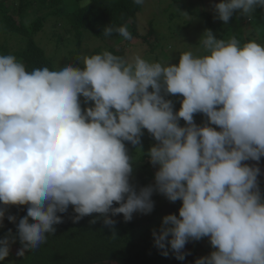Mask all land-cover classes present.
<instances>
[{
  "label": "clouds",
  "instance_id": "obj_1",
  "mask_svg": "<svg viewBox=\"0 0 264 264\" xmlns=\"http://www.w3.org/2000/svg\"><path fill=\"white\" fill-rule=\"evenodd\" d=\"M257 6L264 0H220L213 7L227 24L235 10L248 14ZM116 31L131 39L126 26ZM202 36L205 54L184 51L178 64L104 51L85 56L83 67L29 72L14 55H0V227L6 216L17 221L7 206H28L16 233L0 238V261L17 239L19 257L39 247L69 205L78 214L74 223L99 213L112 226L117 214L130 221L133 213H151L158 192L182 201L178 216L165 215L153 229L162 255L171 250L183 261L188 241L209 237L215 250L194 264H264L261 168L242 163L264 156V45L241 46L211 29ZM168 94L183 97L178 111ZM81 96L94 103L82 109ZM195 113L207 122L198 125ZM142 129L158 142L147 155L159 167L155 183L137 191L124 141L140 145Z\"/></svg>",
  "mask_w": 264,
  "mask_h": 264
},
{
  "label": "rangeland",
  "instance_id": "obj_2",
  "mask_svg": "<svg viewBox=\"0 0 264 264\" xmlns=\"http://www.w3.org/2000/svg\"><path fill=\"white\" fill-rule=\"evenodd\" d=\"M89 1L78 0L80 5H85ZM219 2L220 0H142L141 9L137 13L136 28L139 34L147 35L148 38L137 36L138 34L132 36L131 39L125 37L102 38L96 36L89 29H85L82 42L79 43L73 34L71 19L69 18L70 13L78 4L77 1L64 2L62 4L64 7L54 14L53 8L45 0H0V43L7 44L10 52L25 44L21 35L16 34L17 29L12 33L5 31L6 24L2 18H4L3 10H6L16 23L21 24V27H25V29L36 23L39 18L41 19L40 31L34 33L33 39L45 50L46 56L52 60L55 70L66 64L73 66L83 64L84 57L90 56L94 50L106 51L114 45L120 46L127 61H131L134 56L140 55L149 63L178 64L180 53L184 51H191L194 56L205 54L202 35L206 29H211L218 39L225 41L235 37L241 46L249 41H256L264 45V7H261L263 8L262 11L257 9L248 14H242L241 10H235L233 16L225 24L216 17L213 7ZM180 3L184 9H179ZM172 12L176 15L172 16ZM205 13L211 16L213 24L219 23L223 27L228 26L230 30L227 33L220 32L218 28L209 24ZM169 24L173 27L174 32L171 31ZM150 29H152L151 33L149 32ZM166 97L173 101L174 112L178 111L183 97L179 94H168ZM207 119L203 113L194 114V121L199 120L202 125L207 122ZM185 123L182 118L179 120L181 126H184ZM212 126L219 130L218 126ZM138 150L143 149L139 148ZM145 151L148 152V149L145 148ZM242 163L261 168L258 181L262 192H264V156L259 162L248 160ZM136 166L137 163L133 162L134 169L137 168ZM156 170L157 168L154 169L152 177H149L148 185L155 183ZM136 189L139 190V188ZM162 197L165 198L164 201H162ZM152 199L155 206L151 213H134L140 225L137 242L142 249L152 252L151 255L156 254L163 264H194L197 258L209 255L215 250L210 243V238L204 237L186 243L184 251L187 255L183 261L176 259L171 250L168 256L162 255L161 250L154 244L153 229L159 231L162 218L165 215L175 213L178 216L182 203L171 202L158 192L153 193ZM21 246L19 239H17L11 246L10 255L5 260L0 261V264L15 263L18 257L16 251Z\"/></svg>",
  "mask_w": 264,
  "mask_h": 264
},
{
  "label": "trees",
  "instance_id": "obj_3",
  "mask_svg": "<svg viewBox=\"0 0 264 264\" xmlns=\"http://www.w3.org/2000/svg\"><path fill=\"white\" fill-rule=\"evenodd\" d=\"M75 1L78 3L77 6L68 15L71 19L73 34L79 43L82 42L85 29H89L96 36L102 38H123L116 31L121 26L127 27L131 37L138 34L137 36L148 38L147 35L139 34L136 28L137 13L141 9V3L137 4L135 0H90L87 4L80 5L78 0ZM45 2L49 3L50 7L53 8L52 12L55 14L64 7H62L64 2L68 3L70 0H45ZM179 9H184L182 3H180ZM257 9L259 11L263 10L261 6H257L255 10ZM3 13L4 18L2 20L6 24L5 31L12 33L17 29L16 34L21 35L25 44L10 52L7 44L0 43V55H14L18 61L25 65L26 70L29 72L44 67H48L49 70H55L54 64L46 56L45 50L36 44L33 39L34 33L40 31L41 19L39 18L36 23L25 29V27H21V24H17L6 10H3ZM171 15L175 16L176 14L172 12ZM205 16L209 24L218 28L220 32L227 33L230 30L228 26L223 27L219 23L213 24L209 14L205 13ZM106 25H110L113 28L111 35L106 36L104 34L103 29ZM169 27L173 31L171 24H169ZM149 32L151 33L152 29ZM106 51L123 59L126 57L121 52L119 45L110 46ZM103 52L102 49H96L90 55L102 54ZM76 65L83 67V64ZM149 90L151 91V88ZM165 98L168 99L167 97ZM80 100L82 109L94 103L92 101L85 103L83 96L80 97ZM199 120H196V123L202 125ZM142 133L140 145H132L130 142L124 141L129 154L134 160L133 162L137 163V168L134 169L130 178V183L136 188L147 186L149 177H152L154 169L157 168L158 170L159 167L151 164L145 151V148L149 150L151 146L158 142L147 129H142ZM137 147H142L143 150H138L139 148ZM164 200L165 198L162 197V201ZM180 202L182 203L181 200L176 201L177 204ZM113 206L118 207L119 204L114 202ZM0 207H4L2 203H0ZM7 207L8 214L15 215L17 221L13 223L6 216L3 221V227H0V238L5 236L9 229L16 233L19 219L27 215V205H11ZM57 214L63 217V222L54 225L56 232L46 233V240L39 247L25 250V255L22 257L18 256L13 264H163L156 254L151 255L152 252L145 251L139 246L137 233L140 225L134 213L130 221H125L122 213L113 216L112 219L116 223L112 226L105 225L103 217L99 213L84 216L74 223L72 216L78 214L74 213L72 205H69L66 213ZM93 219H95V223L91 222ZM29 220L31 222V217H29Z\"/></svg>",
  "mask_w": 264,
  "mask_h": 264
}]
</instances>
